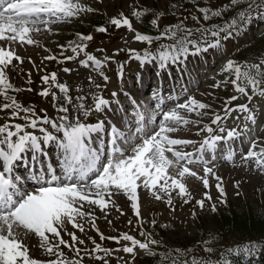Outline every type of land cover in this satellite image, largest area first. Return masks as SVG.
<instances>
[{"label":"snow or ice","instance_id":"snow-or-ice-1","mask_svg":"<svg viewBox=\"0 0 264 264\" xmlns=\"http://www.w3.org/2000/svg\"><path fill=\"white\" fill-rule=\"evenodd\" d=\"M191 2L194 12L188 15L180 13L183 4L176 2L167 12L132 5L131 18L120 13L108 20V25L117 30L126 29L133 34L134 42L146 45L142 52L127 48L113 53V56L127 53L126 60L118 62L116 70L122 83L125 64L129 61L138 62L145 71L148 65L162 71L189 56L218 50L232 34L249 28L256 20H264V0ZM95 11L82 0H0V113H10L0 124V264H86V260L110 264L108 258L118 252L129 258L116 257L117 264L121 261L134 264L139 253L159 256L166 264H236V258L254 254L259 250L256 243L222 245L211 234L186 249L166 248L154 232L144 227L146 221L142 217L138 190L175 212L176 198L182 205L193 203L186 178H195L207 190L211 177L217 181V191L223 198L226 193L222 177L214 169L219 164L218 155L225 163L236 166L233 145L237 141L241 146L249 145L239 154L241 165L245 170L264 175V139L254 135L258 113L250 107L254 97H264V55L243 63L228 59L222 65L220 74L224 79L212 87L227 89L231 84L239 95L224 100L222 111H213L209 123L202 121L211 106L192 95L179 102V97L170 94L168 99L176 101L170 108L165 105L163 90L159 87L152 88L150 93L154 104L137 99L123 88L112 91L106 98L104 90L109 77L102 69L112 57L101 60L87 51L94 39L92 34L76 33L74 39L58 45V54L45 55L42 59V63L64 64L83 56L80 66L91 69L100 78L98 81L91 74L85 77L88 92L77 87L73 95L72 86L59 82L55 71H45L39 77V90L32 87L31 72L27 73L26 88L10 82L9 73L18 63H24L19 49L39 45L33 34L52 35L53 26L70 23ZM167 14L176 19L162 26L161 20ZM148 15L152 16L148 23L155 35L134 27L133 20L142 24ZM189 19L194 27L188 26ZM107 31L105 25L95 27L96 33ZM44 51L49 49L45 47ZM28 62L36 67L31 58ZM62 71L70 73L72 69L64 67ZM143 82V75L138 76L137 83L143 85ZM22 91L50 97L55 117H50L46 109H40L43 115L38 114L31 103L25 106L16 95L10 94ZM240 97H246L247 102L233 106ZM193 113L197 119H188L187 114ZM234 113L237 114L235 125L226 126ZM239 114H243L242 124ZM93 115L97 116L95 122L90 120ZM16 120L23 123L10 122ZM189 125L197 129L195 135L201 137L199 140L173 137L172 134ZM189 147L193 151H188ZM20 167H23L22 173L17 171ZM198 169H202V175ZM234 187L239 189V182ZM121 194L135 217V221L128 220L132 226L130 231H137L139 238L123 231L106 237L97 227V209L104 218L111 208L120 216L125 215L116 199ZM211 199L205 191L203 199L194 201V207L204 210ZM224 202L220 199V203ZM216 210L212 204L211 211ZM191 216L195 219L196 212ZM108 223L111 225L113 221ZM150 223L155 226L157 221L152 219ZM86 224L99 236V243L87 235ZM160 227L167 229L169 225ZM106 240L119 247H105ZM34 249L40 250L47 259L34 256Z\"/></svg>","mask_w":264,"mask_h":264},{"label":"rangeland","instance_id":"rangeland-1","mask_svg":"<svg viewBox=\"0 0 264 264\" xmlns=\"http://www.w3.org/2000/svg\"><path fill=\"white\" fill-rule=\"evenodd\" d=\"M116 2H120V3H124L125 0H115ZM141 0H139L140 2ZM83 3L98 9L100 11L105 10L106 14L110 17H115L113 12V8H112V2L113 0H82ZM132 5V4H131ZM131 5L127 8V11L132 10ZM98 16V15H97ZM170 22V18L164 20L162 23H169ZM65 24H61V25H56L53 26V31H55L58 28L63 27ZM135 27L137 28L136 24L134 23ZM34 35V39L39 41V45H33V46H24V48L19 49V54L24 58V63L27 62L26 67L29 69H31L32 71H35V68L38 69V65L41 64V62L39 63V60H35L37 59V56L40 54V52H38L36 54V50L37 48H44V47H51L52 43H54L56 40L52 35H48L47 33H39V34H33ZM133 34L129 33L126 29L121 28L117 31L112 30L109 33L108 36H103L105 39H101L100 42L105 45L106 47H108L110 50H107L105 48H99V49H104L105 51L101 52V51H97L94 50L93 52H91L90 54L96 56L98 59L103 60V58L105 56H110L112 57V60L106 63V66L102 69V71L109 77V83L107 85V87L104 90V95L107 98L110 93L114 90L118 91L119 89L123 88L124 90L130 91L132 92L137 99L139 100H147L150 103L154 104L155 101H152L150 98V93H151V89L152 88H162L163 90V96L165 99V105L167 107H173L175 104V100H169L168 96L171 94L173 96H177L179 97V102H183L185 96L187 95H191V93L195 90V86L197 83L195 84H191L190 80H183L182 78V84L180 87H176V85L172 82V79L170 80H166L163 81L161 79V77H159L156 80H153V75L156 76L160 74V70L158 69H154L151 65H148L147 71H145V69L142 71V67L139 66L138 62H134V63H126L125 64V69H124V74L126 72L128 73H137V74H131V76H128V78L126 80H123V84H120V80L117 78L116 75V70L118 67V62H124L126 60V56L127 53L126 52H120L118 55L113 56V53L117 52L118 49H127V48H133L136 49L138 51H143L142 44L138 43V42H134L132 39ZM140 49V50H139ZM32 52L30 56L29 53ZM208 53L210 55H214L215 53V49H209ZM44 57V56H43ZM42 57V58H43ZM31 58L32 61H35L36 67H33L32 64H29L28 59ZM83 59V56L78 57L76 60H74L72 63H70L67 67L72 69V71L70 73H64L62 71V69L64 68V66H61L60 68L57 69L56 73L58 76V80L59 82L62 83H66L70 86H72V94L75 95L76 94V88L77 87H83L85 92H88L89 89V85L87 84V81L85 79V77L89 74H91L93 77L97 78L98 81L100 80L99 77L96 76V73L91 72V69H86L80 66L79 64V60ZM23 63V64H24ZM39 63V64H38ZM153 69V73L152 70ZM167 71V70H165ZM221 72V70H220ZM152 73V74H151ZM143 75L144 78V82L143 85L137 83V77ZM171 83V84H168ZM215 84V73L214 72H209L208 75L206 76V78L202 79L200 82V86L202 87L200 94H196L198 95V98H196L197 100L209 104L211 107L208 111V117L211 116L212 112L215 111V109H219V105L218 103L220 102V100H218L217 98H213L215 97L213 95V88L212 85ZM188 89V92H184L185 94H183L181 92V89ZM94 90V89H92ZM53 91H56L58 93V90L53 89ZM197 91L195 90V93ZM250 92V89H249ZM12 95H15L13 93H10ZM237 95H239L237 93ZM17 99L19 102H21V99L18 95ZM50 97L49 98H43L41 103H40V109H46L47 110V114L50 117H55L56 113H55V109H53L51 107V103H50ZM0 102H2V98H0ZM246 97H240V99H238L237 101H235V104H239V103H246ZM168 103H170L168 105ZM250 107H252L255 110H260L261 111V115L264 114V97H259L256 96L253 98V101L250 105ZM37 111V110H36ZM38 114L43 115V113H41L40 111H37ZM10 115L9 112H5V113H0V124H3L5 122V119H7V116ZM235 113L233 114V117L230 118L228 121H226V126L228 127H232L235 125L236 121H235ZM241 117V116H240ZM187 118L190 120L193 119H197V117L195 116V114H187ZM90 120H92L93 122H95L97 120V116L93 115L90 117ZM205 118L203 119L202 123L204 122ZM243 118L241 117V124H242ZM10 122H19V123H23V121L20 120H16V121H10ZM185 128H183L182 130L178 131L177 133L172 134L174 138H187L185 135L187 132H183ZM196 132V130H195ZM192 138H196L197 140H199L201 137H198L195 135V133L193 135H191ZM237 143H239V141H237ZM188 151H193L192 147H189L187 149ZM52 162L55 164V156L53 155V159ZM224 167L223 166H217L214 170L216 171V173H218L220 170H223ZM20 170V169H17ZM21 170H23V167H21ZM198 171L200 172V174L202 175V169H198ZM235 175H227L226 177H224L222 179V186L224 187L225 190V197L221 198L216 185L209 187L207 190H205L202 187H199L200 189H202L201 193L199 192H195L193 191L192 193V198H193V203L190 204H194V201L197 199H203L204 198V192L207 191L208 194L211 196V200L206 202L205 208L204 210H201L199 207H194V209L196 210L197 213H203V214H207L210 215L211 213H213L211 211V205L215 204L216 205V209L222 208L226 205V198L229 199H233L235 197V195L237 194V192H239V195L236 196V201L242 199L243 197H245V195H242L240 193H248L247 195H253L256 198H260L261 196H264V183L260 180H255L253 178L252 175H250V177L252 178H248V177H243L242 175H237L236 173H234ZM241 176V177H240ZM261 178H264V175H261ZM211 178H209L210 180ZM189 185L194 186L197 185L200 181L196 180L195 178H186V181ZM239 182V189H237L236 187H234V185ZM139 191V195L141 198V212H142V217L143 219L146 221L145 223V229L147 230V228L149 227L148 231H152L151 230V220L153 218V216H155L158 213H161L159 211V209L157 207H149L147 208V212H146V205L148 202L153 201V202H159V201H155L154 199L150 198L147 193L143 190H138ZM117 199V204L118 206L121 207V209L124 211L125 215L124 216H120L119 213L116 211L115 208H111L109 215L107 218H104L99 210H96V215L98 217L97 219V227H105L108 231L111 232V234H109V236H116L118 235V233L120 231L123 232H129V234H132L134 236H137V238H139L138 236V232L137 231H130V228L132 226H130L128 224V220L129 219H133V221H135V217L133 216L130 206L127 204L126 202V197H123L122 194L118 195L116 197ZM220 199H224V203H220ZM128 208L130 209V212L132 214V218L131 216L128 214ZM155 208L156 213H150L149 210ZM177 209H181L179 208V200L175 203V212H171L168 211L166 212V214L161 215L159 218H157L158 222H162L165 219V222L168 223L169 225V230L166 232V234L163 232H161L162 235L165 234V239H162V242L169 248H176L177 244L176 241L177 239H183V238H190V237H196L198 235V233L200 231H198V228L196 226V222L194 221V219L191 216L192 211H188V210H183V212H177ZM108 220H112L113 223L110 225L108 223ZM87 225V224H86ZM172 225H176L180 227V231L178 233L175 234V232L172 231ZM107 230L104 232L106 233ZM154 232V231H152ZM78 234V233H77ZM155 238L158 239L159 236L154 232ZM106 237H108L106 235ZM94 239L97 240V242L99 243V236L95 233L94 236L92 237ZM65 239H68V237H65ZM109 242V248H117L119 247V245H116L114 242L110 241V240H106ZM106 241L103 242V245L105 247H108V245H106ZM86 243L88 245V247H91V243L89 241L86 240ZM65 252L67 253V250L65 249ZM33 255L36 256L37 258H41V259H47V257L42 255V252L40 250H33ZM116 257H125L126 259L129 258L127 257V254L123 253V252H118V253H114L112 257H109V261L110 264H117V260ZM141 257V253H139L136 257L139 258ZM160 260V259H157ZM86 264H98V262L96 261H88L86 260ZM121 264H123V261H121Z\"/></svg>","mask_w":264,"mask_h":264},{"label":"trees","instance_id":"trees-1","mask_svg":"<svg viewBox=\"0 0 264 264\" xmlns=\"http://www.w3.org/2000/svg\"><path fill=\"white\" fill-rule=\"evenodd\" d=\"M176 2L183 4L180 10L181 14L194 12V5L191 0H141L140 2L139 0H125L124 3L113 0L112 13L116 14L114 16L124 13L131 3L142 9L147 8L150 11L167 12L168 7ZM96 10L94 13L86 14L80 19L73 20L68 25L56 29L54 36L56 41L52 47L61 44L62 41L68 42L74 39L76 33L92 34L95 31V27L99 25H105L108 29H112L113 27L107 23L112 17L108 16L105 10ZM151 18V15L146 16L142 24H137L133 21L137 25V29L142 33L155 35L156 33L151 30V26L148 23ZM168 18L172 22L176 17L167 14L161 20L162 26L164 25L162 22ZM191 25L192 27L195 26L193 21H191ZM263 40L264 37H261L254 42L252 48H246L241 51L239 53L241 57L244 60H250L253 56L259 55L260 52L264 51ZM38 52L40 54L35 60L39 61L43 56L48 54L44 49H40ZM26 65L27 62L18 66L17 72L20 73L19 76L22 78H27V73L30 70ZM35 71L38 72L36 68ZM31 75H35L34 70L31 71ZM240 194L241 196L245 195V197L236 201V194L233 199L226 198V205L217 209L209 216H196L195 222L198 231H200L199 237L197 239H194V237L178 238L176 241L177 246L181 249H186L189 246L196 245V242L201 238H208L210 234L215 236L222 245L239 246L245 243H256L259 250L255 251L254 254L242 255L236 258V264H264V196L254 198L252 195H247L248 193L245 194V192ZM176 230L174 231L175 234L178 233ZM160 255H163V251H160ZM155 259L156 257L147 256L140 264H153Z\"/></svg>","mask_w":264,"mask_h":264}]
</instances>
